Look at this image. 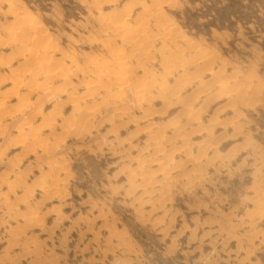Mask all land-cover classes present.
I'll list each match as a JSON object with an SVG mask.
<instances>
[{"label":"rangeland","instance_id":"obj_1","mask_svg":"<svg viewBox=\"0 0 264 264\" xmlns=\"http://www.w3.org/2000/svg\"><path fill=\"white\" fill-rule=\"evenodd\" d=\"M0 105V264H264V0H0Z\"/></svg>","mask_w":264,"mask_h":264},{"label":"bare ground","instance_id":"obj_2","mask_svg":"<svg viewBox=\"0 0 264 264\" xmlns=\"http://www.w3.org/2000/svg\"><path fill=\"white\" fill-rule=\"evenodd\" d=\"M108 19V18H107ZM118 20V19H117ZM115 21V20H114ZM118 22H120V24L118 23V24H115L114 22V25H112L113 26V30L114 31H117L118 32V34H119V36H121L122 37V40H123V38H125L124 40H131V39H133V36H134V34L136 33V32H138V31H141L142 30V28L138 25V28L137 29H135V31H133L132 33H130L129 31H124L127 27H126V22L125 21H119L118 20ZM141 22V21H140ZM140 22H139V24H140ZM109 23V22H108ZM112 24V23H111ZM168 24V23H167ZM38 25V24H37ZM137 25V24H136ZM146 25V24H145ZM145 25H143V26H145ZM35 26V25H34ZM142 26V27H143ZM161 26V25H160ZM167 26V25H166ZM43 27V26H42ZM131 29V28H130ZM18 30V29H17ZM37 30H39V28L37 29ZM43 30V29H42ZM143 31V30H142ZM169 31H170V29H169ZM177 31V30H176ZM128 32V33H127ZM135 32V33H134ZM144 32V31H143ZM174 32V31H173ZM10 33H11V31H10ZM165 33V32H164ZM169 33V32H168ZM25 34V33H24ZM129 34V35H128ZM138 35V34H137ZM136 36V35H135ZM159 36V35H158ZM50 38V37H49ZM145 38V37H144ZM154 38V37H153ZM182 38H183V36H182ZM187 38V37H186ZM25 39V38H24ZM51 39V38H50ZM108 39V38H107ZM142 39V38H141ZM148 39V38H147ZM143 40V39H142ZM146 40V39H145ZM40 41V40H39ZM135 41H137V39H135ZM146 41H148V40H146ZM134 42V41H133ZM148 42H150V41H148ZM135 43V42H134ZM148 44V43H147ZM138 46V45H137ZM114 50V49H113ZM21 51V50H20ZM35 51V50H34ZM112 52V51H111ZM114 52V51H113ZM116 52V51H115ZM114 52V53H115ZM117 52H119V51H117ZM32 54V53H31ZM110 54V53H109ZM115 54H117V53H115ZM115 54H113V57H114V59H118V57L117 56H115ZM66 55V54H65ZM112 55V54H111ZM111 55H110V57H111ZM118 55H119V53H118ZM119 56H121V55H119ZM122 56H123V54H122ZM195 56V55H194ZM124 57V56H123ZM122 57V58H123ZM120 58V57H119ZM51 59V58H50ZM111 59V58H110ZM108 60V59H107ZM112 60V59H111ZM110 60V61H111ZM122 60V59H121ZM56 62V61H55ZM85 62V61H84ZM100 62V61H99ZM99 62H97V60H95V59H90L89 61H88V64H90V65H98V63ZM115 62V61H114ZM117 62V61H116ZM167 62H168V60H167ZM119 63V60H118V62L116 63V65ZM28 64V63H27ZM114 64V63H113ZM120 64L122 65L123 64V62L121 63L120 62ZM143 64V63H142ZM77 65V64H76ZM112 65V64H111ZM169 65V64H168ZM105 66V65H104ZM104 66H101V67H103L104 68ZM118 66H119V64H118ZM58 67V66H57ZM106 67H108V66H106ZM112 67V66H111ZM143 68V67H142ZM14 69V68H13ZM135 69V68H134ZM104 70V69H103ZM51 71V70H50ZM100 71V70H99ZM115 72V71H114ZM118 73V72H117ZM119 74H120V71H119ZM119 74H115V76H114V78L116 79V80H119V83H120V81L121 82H126V79L125 78H123V76L121 77ZM56 75V74H55ZM98 76H99V74H97ZM103 75H107V74H103ZM146 76V75H145ZM107 77H108V75H107ZM164 80V79H163ZM137 81V80H136ZM185 83V82H184ZM222 84V83H221ZM141 85V84H140ZM139 86V85H138ZM137 89V88H136ZM143 89V88H142ZM140 91H142V90H140ZM141 93V92H140ZM92 97V96H91ZM120 98V97H119ZM139 104V103H138ZM17 106V105H16ZM4 107H2V105H0V111L3 109ZM89 108V107H88ZM90 110V109H89ZM16 113V112H15ZM1 114V113H0ZM43 126V125H42ZM45 126V125H44ZM50 126V125H49ZM66 133V132H65Z\"/></svg>","mask_w":264,"mask_h":264}]
</instances>
